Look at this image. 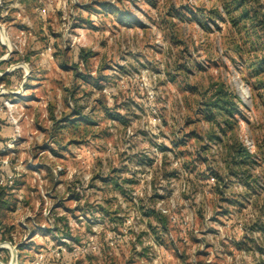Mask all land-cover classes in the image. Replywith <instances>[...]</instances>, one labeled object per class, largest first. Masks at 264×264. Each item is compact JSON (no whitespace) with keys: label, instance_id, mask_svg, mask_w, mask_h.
I'll use <instances>...</instances> for the list:
<instances>
[{"label":"rangeland","instance_id":"rangeland-1","mask_svg":"<svg viewBox=\"0 0 264 264\" xmlns=\"http://www.w3.org/2000/svg\"><path fill=\"white\" fill-rule=\"evenodd\" d=\"M223 1L22 2L34 33L25 51L39 53L38 91L31 90L37 98H27L33 100V123L26 130L32 139L22 153L47 150L39 155L47 178L41 184L54 198L41 206L40 186L39 199L30 190L27 196L31 208L39 201V224L54 229L15 241L26 246L20 262L30 264L67 233L78 244L95 233L99 251L72 264H264V167L254 170L261 175L258 185L224 178L216 193L208 170L223 166L212 156L217 148L199 163V144L188 137L197 127L201 92L223 86L247 105L245 145L256 152L264 138V88H254L255 107L242 79L247 60L264 50L231 54L232 41L242 43L246 31L238 35L230 25ZM211 10L223 13L222 19ZM26 23L19 20L13 29ZM81 50L85 58L78 57ZM200 127L208 124L201 121ZM57 166L73 176L56 181Z\"/></svg>","mask_w":264,"mask_h":264},{"label":"built area","instance_id":"built-area-1","mask_svg":"<svg viewBox=\"0 0 264 264\" xmlns=\"http://www.w3.org/2000/svg\"><path fill=\"white\" fill-rule=\"evenodd\" d=\"M27 17L26 7L21 0H0V45L4 48V52L0 55V79H3L0 82V113L4 115L6 122L12 127L11 134L5 139H0V186L5 188L9 193L8 197L13 199L12 208L16 213L14 224L22 229V232L17 230L11 234L14 241L19 240L20 237L26 241L31 240L39 237V230L45 232L48 229H54L39 224V201H37V205L35 204L36 207L31 208L27 196V190H30L31 195L38 194L39 199L40 186L41 206L49 205V200L54 198V194L44 190L42 186L47 178L44 175L43 163L39 162V155L47 153V150H43L40 154L39 149L35 154L32 153V150H29V154L27 152L22 153L26 150L25 145L28 144V139H32V135L28 137L26 130L33 123V119L29 115L30 104L33 103V100L27 99L29 95L27 93L28 88H26L32 75V69L30 62L25 60L27 53L25 50L30 45V39L34 38V33ZM19 20L23 22L27 20V23L24 27H18L14 30L15 23ZM75 44L76 42L73 41L71 46H75ZM52 51L53 47L49 44L46 52L52 54ZM19 70H22L20 77L17 74ZM4 78L9 79L5 80ZM63 171H65L64 166L52 168V176L56 181L66 173L67 176H73L70 171L66 173ZM30 185L32 188L29 187ZM24 211L26 212L25 215L22 214ZM45 219L47 222H51L50 219ZM1 234L0 226V236ZM61 237L58 244L36 253L30 264H49L50 259L52 261L59 260L68 251L72 254L73 260L77 261L92 252H98L100 249V243L95 233L87 236L86 240L80 244L75 242L70 235ZM16 244V242L13 243L9 240L0 241V264H26L20 262V252ZM14 247L17 248L16 258L13 252ZM4 249L10 253L7 262L3 258Z\"/></svg>","mask_w":264,"mask_h":264},{"label":"trees","instance_id":"trees-1","mask_svg":"<svg viewBox=\"0 0 264 264\" xmlns=\"http://www.w3.org/2000/svg\"><path fill=\"white\" fill-rule=\"evenodd\" d=\"M260 2V1H258ZM259 4V3H258ZM255 5L254 0H224L222 8L225 10V13L229 16L227 21H229L231 26L234 27L238 35H243L245 33V38H243L242 43L234 42L233 51L231 54H236L239 57H243L244 52L247 50V47H250V50L258 52L260 49L264 50V3L261 5ZM222 19L223 13L219 10H211V14ZM205 20L215 21V16L207 15L206 12H203ZM204 23H208L207 21ZM200 23H203L200 20ZM205 28H208V24H204ZM251 32H247L249 30ZM257 35L258 40H253V36ZM235 39V38H234ZM251 39V40H250ZM4 52V48L0 52V55ZM83 50L79 53L78 57L85 58L83 55ZM27 57V53L25 59ZM254 60H250L244 64L246 68V74L243 73V82L249 86L250 97L253 104L257 107L258 102L256 95L254 93V88L260 89L264 88V55L256 56ZM234 61L236 58H233ZM80 60V59H79ZM78 60V62H79ZM245 71V70H244ZM21 75L22 70L17 71ZM5 79V78H4ZM252 79H256L255 82ZM3 79H0L2 82ZM10 82V81H9ZM17 82V80H14ZM13 82V83H14ZM11 83V82H10ZM209 94V95H208ZM264 105V98L261 100ZM244 109H247L244 98L229 90L225 89L223 86L217 87L211 93L208 91H202L200 98L196 102V107L194 108L195 120L194 123L197 125L196 130L192 131L188 137H193L196 139L199 147L196 149V161L199 163L208 162V153H211L212 147L215 146L217 150L212 154V156H219L221 165L219 168H211L208 170V173L212 174L213 179H215L213 184H215L216 193L222 192L220 190L221 182H224V178H236L248 186L258 185L259 177L261 175H255L254 170L256 167H264V138L259 147H257L256 152H252L244 143V138L242 136V121L249 120L246 114L243 112ZM72 114L77 113L81 115V111L72 110ZM82 116V115H81ZM80 116V117H81ZM84 121L91 123L87 115L82 116ZM4 121L5 119H0ZM70 118H67V121ZM0 121V131L2 129ZM71 121V120H70ZM121 121L125 122L124 118H121ZM203 121L208 124L207 128L200 127L198 125ZM6 122V121H5ZM79 123L73 121V127H77ZM184 146L186 143H183ZM177 146V144H175ZM179 146V145H178ZM166 149V148H165ZM164 149V150H165ZM187 167L190 168L188 165ZM262 170L261 174H263ZM264 179V178H263ZM223 187H227L223 185ZM9 193L7 190L0 186V226L2 229V234L0 236V241L9 240L15 242L12 237V233L18 231L22 232V229L14 224V218L16 213L14 212L13 199L8 197ZM8 212L11 218L2 217L1 212ZM155 214L154 212H146V215L150 216ZM262 225V224H261ZM263 226V225H262ZM59 230V229H58ZM261 231L264 233V227H261ZM45 232H49L48 230ZM55 232V230H54ZM50 233V232H49ZM65 235H70L67 233ZM237 247H243L241 242L236 244ZM26 246L19 248V251L24 249ZM20 251V252H22ZM69 252V251H68ZM69 256L70 264L74 261L72 254L66 253ZM20 253V257H21ZM4 261L7 262L10 258V253L8 250L4 249ZM64 254L59 260H49V264L58 263V264H68L65 261ZM22 263V262H21Z\"/></svg>","mask_w":264,"mask_h":264},{"label":"crops","instance_id":"crops-1","mask_svg":"<svg viewBox=\"0 0 264 264\" xmlns=\"http://www.w3.org/2000/svg\"><path fill=\"white\" fill-rule=\"evenodd\" d=\"M27 0H21V2H26ZM36 47L38 48L39 47V42L36 43ZM2 46L0 45V52L2 51ZM32 49H35V48H32ZM31 53V54H30ZM26 61H29L30 64L32 65V75H31V78L29 79L27 85H26V88H28V91L27 93H30L31 90H36L38 91V86H39V53L36 51H30L28 54H27V57L25 59ZM36 67V69H34ZM20 77V74L17 73ZM10 78V77H9ZM9 78H5L6 79H9ZM10 83V82H9ZM30 95V94H29ZM31 97L33 99H36L37 96L35 94H32L31 92V95L28 96V98ZM32 106V104H30V107ZM2 121V120H0ZM6 120L2 121V124L5 123L4 125H1L2 126V129L0 131V139H5L7 138L11 132H12V127L7 123L5 122ZM44 237H48V236H44ZM51 246L55 245L53 241L50 242ZM66 253H69L71 254L70 252H65L64 253V257L68 260L65 259V261H67L68 264H70V259H69V256L68 254Z\"/></svg>","mask_w":264,"mask_h":264},{"label":"water","instance_id":"water-1","mask_svg":"<svg viewBox=\"0 0 264 264\" xmlns=\"http://www.w3.org/2000/svg\"><path fill=\"white\" fill-rule=\"evenodd\" d=\"M13 252H14V256H15V258H16V255H17V248L14 247ZM15 258H14V259H15Z\"/></svg>","mask_w":264,"mask_h":264}]
</instances>
